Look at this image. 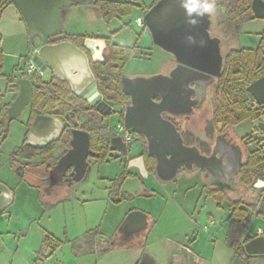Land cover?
<instances>
[{"label": "rangeland", "instance_id": "rangeland-1", "mask_svg": "<svg viewBox=\"0 0 264 264\" xmlns=\"http://www.w3.org/2000/svg\"><path fill=\"white\" fill-rule=\"evenodd\" d=\"M142 1L149 5L152 0ZM68 8L74 10L73 15L76 17L67 23L64 21L66 19H63L66 17L67 11L61 12L57 37H61L65 33L106 34L111 35L113 39L111 40L116 43L126 46L137 45L134 56L128 59L124 65V74L148 76L164 73L173 63L174 60L170 64H164L168 56L161 49L163 47L159 48L153 44L152 36H156L155 32L157 34L162 32L160 24L153 23L149 29H143L142 26L136 24V17H142L139 7H134L128 16L120 19L114 18L108 23L99 17L98 10L94 7L80 5ZM119 26L121 28L118 31L110 33L111 29ZM233 35L230 43L232 47L255 49L260 46L261 38L264 36V20L257 18L244 20ZM161 43L159 41V44ZM32 44L29 43L26 25L19 10L15 5H9L0 15V104L10 100L11 92L6 91L7 78L12 77L16 81L19 79L32 56ZM222 48L221 56L229 49L224 42ZM260 53L264 57V46L260 48ZM44 76L47 77V72L44 73ZM212 89L210 88V90ZM202 109L197 110L186 122L188 127L194 131V138L210 143L213 137L210 134L215 132L217 127H213L211 124V113L205 108ZM28 113L29 107H26L20 117L10 121L6 136L0 143V181L4 182L16 194L12 204L0 214V233L7 245L1 253L0 264H10L12 260L13 264H27L26 261L29 260L32 263L28 264H39L33 257H35V251L39 250L41 243L44 242L45 235L60 240L62 243L60 250L51 257H47L45 264H96L90 258L82 262L72 258L69 253L70 240L91 229L111 234L132 207H137L146 213L149 212L151 217L156 220L153 230L149 231L147 251L157 263L171 264L170 259L165 263L160 254L161 251L167 252L170 254L169 258H172V255L178 253L174 249L175 246L167 241L170 240L168 238L184 240L185 235L190 236L194 232H190L191 225L186 219L187 215L192 212L188 207L191 204L198 205L194 213L196 217L197 212H200L199 230H195L197 238L195 248L204 258L212 259V264H225L229 259L231 250L224 242V235L228 228L226 218L230 210V203L240 200L245 205H256L258 200L254 191L241 185L236 187L235 182L233 189L227 192V199L225 198L219 203L218 200L206 193L207 183L200 172L180 174L175 181L164 184L157 183L150 176L147 179V184L154 190V197H137L118 204L113 202L117 198V194L116 191H113L114 187L110 180L120 175L123 163L120 159L109 156L103 163L93 164L87 180L76 183L67 190L66 200L63 204L44 206L37 201L36 193H32L31 189L27 188L26 179L20 178L11 168L9 162L11 152L23 143L27 131ZM108 120L114 125L118 121V114H111ZM259 123L264 124V114L259 122L246 119L238 123L228 129V134L231 133L233 141L239 143L240 138L251 132L253 126L259 127ZM254 131L257 132L256 128ZM247 137L248 135L244 136L246 139ZM244 140L242 138V143ZM239 147L241 157L244 159L246 154L244 148L243 146ZM254 148L253 144L250 145V150ZM139 149L140 142L135 141L131 150L138 151ZM24 190L27 195H23ZM180 202H186L185 213L181 210ZM250 209V220H253L255 210ZM210 221H214L215 226L208 227L205 231L204 225L209 226ZM261 222V220L255 219L254 230L263 225ZM249 227H252L251 223ZM173 228H178V233H175ZM83 248L86 250L85 246ZM15 249H17V254L13 258L11 252ZM51 249L45 247V255H49ZM140 251L137 250L135 256L138 257ZM133 256L134 253L119 252L114 256L104 258L97 264H131ZM249 264H264V255L251 258Z\"/></svg>", "mask_w": 264, "mask_h": 264}, {"label": "water", "instance_id": "water-1", "mask_svg": "<svg viewBox=\"0 0 264 264\" xmlns=\"http://www.w3.org/2000/svg\"><path fill=\"white\" fill-rule=\"evenodd\" d=\"M19 10L28 34L29 42L36 38L45 40L56 34L60 29L61 10L73 4V0H11ZM251 9L254 17L264 20V0H252ZM156 37H158L156 35ZM159 39V38H158ZM106 46L103 38H86L83 48L92 55L94 62L102 61V50ZM98 54L100 58H96ZM33 61L44 70L50 67L53 75L69 84L71 91L84 97L96 108L103 106L104 113L113 107V103L106 101L96 90L95 77L90 68L89 58L84 50L71 42L64 40L55 44H43L35 50ZM215 81V76L182 62L175 63L166 73L153 75L121 76L122 92L129 97L123 112V124L131 132L140 133L145 137L146 150L154 157V175L161 183H168L176 179L178 173L185 169L204 170L210 185H216L213 165L223 163L224 157L220 152L228 151L232 158L229 182L234 187V178L241 163L240 151L230 142L217 140L210 154H203L195 145H185L175 126L162 117L166 112L174 116L192 115L199 109L207 95L208 86ZM18 92L7 108V123L20 116L24 108L30 103L32 82L28 78L18 80ZM247 93L255 102L264 104V75L250 83ZM195 95V96H193ZM158 98V100H155ZM114 108H119L115 106ZM52 126L58 135L62 130V121L58 117L37 115L26 136V143L34 147L43 146L56 138L47 139L42 145H36L34 137L44 126ZM263 129V126L260 125ZM114 137L111 143L118 144ZM81 140V141H80ZM82 142L79 148L78 143ZM72 149L63 154L57 161L54 170L67 168L71 160L80 154L81 166L79 175L84 174L83 181L88 179L90 167L86 161L89 136L87 132L73 131ZM79 148V150H78ZM78 150V151H77ZM135 160L138 164H134ZM136 166L144 170L142 158L129 161V166ZM78 179V178H77ZM264 181L258 180L255 188H262ZM120 191L138 196L142 192V185L137 177L123 181ZM13 201L12 191L0 182V213ZM148 214L139 209L128 211L120 224L119 230L126 228L130 233H139L147 227ZM248 254L264 255V238L256 237L245 244ZM138 264H159L149 256H143ZM232 264H247L241 258L235 257Z\"/></svg>", "mask_w": 264, "mask_h": 264}, {"label": "flooded vegetation", "instance_id": "flooded-vegetation-1", "mask_svg": "<svg viewBox=\"0 0 264 264\" xmlns=\"http://www.w3.org/2000/svg\"><path fill=\"white\" fill-rule=\"evenodd\" d=\"M73 1L74 2L72 5H69L67 7L62 8L61 12L64 10H69L68 7H72V6L74 7V6H80L81 5L80 3L79 4L75 3V2H78L80 0H73ZM141 26L143 27V22H142ZM143 29H146V28H143ZM110 33L112 34V32H110ZM56 34L46 38L45 40H39L38 38H36L32 44L33 50H36L39 46H41L43 44H55L57 42L67 40V39H63L64 35L61 37H57ZM65 34H69V33H65ZM73 35H86V37L83 38L81 41H77V40H74V41L67 40V41L78 46L79 48H81L82 50H84L86 52V54L89 58V64H90V62H94V61L92 60V55L83 48L84 40L86 38H103L105 40V38H107V37H109L111 39V37H110L111 35L110 36H108V35L107 36H101V35H88V34H82V33L73 34ZM105 43H106V40H105ZM115 44H117V43H115ZM118 45H120V44H118ZM133 45H131V46H133ZM122 46H125V45H122ZM230 48H238V47H232L231 46ZM106 52H107V44L102 50L103 60L105 58ZM140 54H142V52H140ZM95 57L100 58L101 56L96 54ZM177 62H182L184 64L190 65V66L195 67V68H200V70L208 72V73L213 74L215 76V81L211 85L208 86L207 95H206V98H205V100L203 102V106H202V108L204 107L206 110H208V112L211 113V118H212V113H213V110L215 108V99H214L215 98V85L217 82V78H218L219 74L221 73L222 65H221L220 71L218 73H214L213 71H211L210 69H207L205 67L195 66L193 64L184 62L181 59L180 60L177 59V60H174L173 63L168 66L167 70L164 73H166ZM90 68H91V66H90ZM43 71H44V73L47 72V77H45L44 73H43V76L41 78H37V79H40L41 82H49V81L53 80L54 78L58 79L53 75L50 67L46 66V68ZM94 77H95L96 90L100 93V91L98 90L97 80H96L95 74H94ZM20 78H26L24 72H22L19 79ZM18 80L17 81L15 80L16 83L18 82ZM69 88H70V86H69ZM210 88H213V89L210 90ZM121 89H122V86H121ZM15 96L13 95V98L9 102L0 104V111H2L3 107L6 108V120H7V108L10 105V103L12 102V100L15 98ZM76 96H78L81 100H83V105H82L83 110L76 111V112L70 111L69 113L65 114L64 116L47 115V114H42L39 112L36 113V115L34 116V118L32 120V123H33V121L37 115L58 117L61 119L62 124H63L62 130L57 135L54 127L44 125L41 128V130H39V133L36 134L34 137V142L36 143V145H42L47 139L56 138L55 136H57V138L55 140L48 142V143H45L43 146H36V147L33 146L36 150L41 151L42 154L35 155L32 159L29 160L30 162L35 164V166L32 169H30V168L26 169L21 164H16L14 166L11 165V168L14 170V172L20 178H22L24 180L26 179L25 181L28 184H33L36 187H38V189L41 193H43L47 196L54 194L57 197V199H56V201H54L53 204H63L65 202L64 198L67 196V190H69V188L72 187V185H74L76 183L84 182L83 181L84 174L79 175V173H78L80 170V166H81V157H80V154L78 155V153L70 161L71 165L69 167L61 168L59 170H54V167H55L58 159L63 154H65L67 151L72 149V143L71 142L73 140V131L77 130V131L88 133L89 146L87 149L86 161H87L88 166L90 167V170H91L93 164H99V162L96 161V158H95L96 152L91 148V145H90L91 144V133L89 130H90V128H94L95 132H94L93 137L99 138V137L103 136L102 128L104 126H106V133L111 136L110 144L112 146V150L110 151V156L117 158V159H120L121 163H123V167H122V171H121L120 175H118L114 179L110 180V181H112V183H111L112 187H114L113 191L114 192L116 191V194H117L116 195L117 198L115 199V201L113 200V202L119 204L122 201H131L132 199H135L137 197H146V198L147 197H154V195H153L154 190L151 189L149 187V185L147 184V179L151 176L157 183H160V184H164V183L159 182L154 175V166H155L154 157H153V161H154L153 164H150L148 162L149 154L147 153V150H146L145 137L140 133L131 132L127 129L132 135V140L129 143H125L121 135H116L113 133L115 126L118 123L123 122V112H124V108H125L126 104L129 101V97L126 95L128 97V100L126 101V103L124 105H121V104H117V103H114V102L106 99L102 95V97L106 101H110L113 103V107L108 111V113L105 114L104 113L105 109L103 108V106L96 108V105H91L87 101V99H85L84 97H81L79 95H76ZM193 96H195V95H193ZM155 100H158V98H156ZM252 104L256 105V102H252ZM115 106H119V108H114ZM26 107H29V113H30V103ZM201 109H195L194 113L192 115H180V116H174V115L168 114L166 112H163L162 117L169 120L175 126L176 130L180 133V135L183 139V143L185 145H195L198 147L200 152L203 154H210L211 151L213 150V147H214L215 143L217 142V140H223L225 142H230L239 151H240L239 146H241V147L243 146L245 153L248 150H250V145L252 146V144L255 145L257 143L258 139L261 140L262 142H264V124H261V123L258 124L259 127L253 126V129L251 132L243 135L240 138L241 140H239L241 143L240 142L237 143V142L233 141L232 134L231 133L228 134V132H229L228 129H231L232 127H226V128L219 127V128H217V130L215 132L210 134L211 136H213L210 143H208L204 140L200 141L199 138H194V131L188 127V123L186 121H188L190 116H193L197 112V110H201ZM29 113H28V118H29ZM114 113L118 114V121L114 125H112L109 122L108 118L111 114H114ZM263 114H264V107L262 109V115ZM262 115L260 116V118L255 119L253 121L259 122L261 120ZM121 116H122V119H121ZM28 118H27V121H28ZM247 120H251V119H247ZM6 123H7V121H6ZM9 123H7V124H9ZM260 125L263 126V129L260 128ZM30 127H31V125L30 126L27 125V131L25 133V137H24L22 144L26 143V136L28 134ZM254 128H256L257 132L254 131ZM246 135H248L249 138L248 137H247V139L244 138V136H246ZM114 137H118L115 140V142L118 144V146L111 143V140ZM242 138H243V140L246 139L243 141V143H242ZM80 141H79L78 146H77L79 148L82 146V142H80ZM135 141L140 142V149L138 151H132L131 150L132 145ZM79 148H78V150H79ZM227 152L228 151L223 150L219 153L220 156L222 155L224 157L223 163L215 162L213 165L214 180L217 182L216 185H210L208 183L209 177L206 176L204 170L194 169L191 172H187L185 169H183L181 172L178 173V175L184 174V173L194 174L195 172H200L203 174V177L206 180L207 187H212V188L214 187V188L221 189L225 192V195L227 196V192L230 191L231 189H233V187L231 188V182H229V173L231 172V166L233 164H232L231 155ZM138 158H142V160H143L144 170H142V171L134 165L129 166L130 160H134V159H138ZM242 158L243 157H241V162H242V160H244ZM91 160H92V162H91ZM9 162H10V156H9ZM20 162L24 163V162H26V160H23ZM10 164H11V162H10ZM134 164H138V161L135 160ZM134 177H137L141 182V185H142L141 194L138 196H133L130 193H122L120 191V188H121L123 181L127 178H134ZM177 177H176V179H177ZM176 179H174L173 181H175ZM173 181H171V182H173ZM0 182H2V181H0ZM235 182H236V187H238V185H241L242 187H244L242 185V183L239 181L237 174L234 178V184H235ZM2 183H4V182H2ZM168 183H170V182H168ZM244 188H246V187H244ZM9 189L12 191L11 188H9ZM62 191H63V193H62ZM12 195H13V191H12ZM226 199H227V197H226ZM180 205L182 206L181 210L185 213V208L187 207L186 202L185 203L180 202ZM188 207H189V209H191L192 212L187 215L186 219L188 220L189 224L191 225L190 232H193V231L194 232L190 236L185 235L184 240H177V238L176 239L168 238L170 240H167V241L172 243L176 247V248L174 247L175 250H177L181 254H185L183 264H212V259L208 260V259L204 258L203 256H201V253L194 246L196 243V239H197L195 237V232L197 230H199L198 229L199 228L198 221H199L200 212L199 211L197 212V217H196V214L194 215L195 211L197 210L198 205L197 204H194V205L191 204V205H188ZM133 209H139V208L132 207L130 210H133ZM229 209H230V206H229ZM139 210H141V209H139ZM4 211H2L0 214H2ZM229 213H230V211H228V215L226 218V220L228 221V228H227V231L224 235V242H225L226 246H228L229 249L231 250V255H230L229 259H227L225 264H232V261L235 257L241 258L244 261H246L247 264H249V261L251 260V258L256 257V256H263V255H258V254H248V253H246L245 248H244L245 244L249 240L256 238V237H263L264 238V225L260 226L262 228V231L260 233H256V230H254V227H253V222H255V219H259V218L257 216H254L253 217L254 219L250 220L252 227L248 226V229H247V233H250V236H251L250 239H248V240L245 239V234L239 238H236V237L234 238L232 231L230 229ZM147 214H148L147 227H146V229L141 230L137 234L136 233H130L129 230L126 228L119 230L120 224L123 221L125 216L123 217V219H121L118 226L114 229V231L111 234L110 233L107 234L105 232L104 233L100 232L97 229H91V230L85 231L84 233L79 234L74 239L70 240L69 253H70L71 257L74 258L75 260H79L81 262L87 258H90L91 260H94L93 263H96V264L103 261L104 258H106L108 256H114L119 252L132 253V254L134 253L131 264H138L139 261L141 260V258L143 256H146V255L153 259V257L147 251V248L149 245V243H148V239L150 236L149 231H151V229L156 224V220L151 217L149 212ZM182 215H183V213H182ZM208 225L209 226L204 225L205 231L208 229V227L210 228L212 226H215V222L210 221V223ZM176 229H177V231L179 230L178 228H176ZM233 239H235V241H236V245L234 248L229 245V241H231ZM61 244H62L61 241L57 240L56 243H54V247L50 250L51 252L49 255H47V257H51L52 255L57 253L58 250H60V248H61ZM6 246L7 245H5L4 238L1 236V233H0V256H1V253H3V250L5 249L4 247H6ZM84 246L86 247V250H83ZM15 250H17V249H15ZM137 250H141L138 257L135 256V253ZM168 255H170V254L169 253L167 254V252L161 251V254H160L161 259H163V261H165V263L167 261H169V259H170L171 264H173V259L169 258ZM193 256H195L197 258V260L199 259V261H196L193 258ZM154 262H156V261L154 260Z\"/></svg>", "mask_w": 264, "mask_h": 264}, {"label": "trees", "instance_id": "trees-1", "mask_svg": "<svg viewBox=\"0 0 264 264\" xmlns=\"http://www.w3.org/2000/svg\"><path fill=\"white\" fill-rule=\"evenodd\" d=\"M156 1V0H154ZM252 0H217V8L221 11L223 21L238 26L242 21L253 19L254 14L251 9ZM76 4L87 5L98 10V15L105 22L118 17L128 16L134 7H143L141 0H80ZM9 5H13L11 0H0V15ZM233 34L237 31L232 30ZM114 32H112L113 34ZM86 35L65 34L63 39L81 41ZM107 52L103 61L90 62L91 69L96 76L97 86L100 93L106 99L124 105L128 97L121 89V76L123 68L128 59L134 56L137 45L122 46L115 44L109 37L105 38ZM31 43V42H29ZM32 44V43H31ZM264 46V36L261 38L260 46L251 49L246 47L229 48L223 55L221 73L215 85V108L212 113L211 124L214 127H233L238 123L251 119L255 120L262 115L263 104L253 105L254 98L247 93V86L264 75V57L260 53V48ZM1 68V64H0ZM1 73V72H0ZM32 94L30 101V113L27 125L30 126L36 113L47 115L64 116L70 111L83 110V100L73 94L67 82L53 79L49 82H41L36 77H31ZM8 86L6 91L14 96L18 92V84L12 77L7 78ZM122 119V116H121ZM0 143L5 138L8 131L6 123V108L0 111ZM91 148L96 152V161L104 162L109 156L112 146L111 136L106 133V126L102 128L103 136L96 138L94 128H90ZM262 143V144H261ZM253 150H248L244 160L240 163L237 177L242 185L257 194V204L245 205L242 201H232L230 204V229L233 237L239 238L245 234V239H250L247 229L250 223V208H253L254 215L263 222L264 225V187L255 188L257 180L264 181V142L258 140ZM42 154L29 144H22L16 147L10 154L11 165L21 164L26 169H32L35 164L30 162L35 155ZM26 160V162L20 161ZM148 162L153 164V157L148 156ZM206 193L214 197L218 202L225 198V192L218 188L207 187ZM44 206H49L44 203ZM50 207V206H49ZM261 222V223H262ZM56 239L45 235L44 245L53 248ZM231 247H235V239L229 241Z\"/></svg>", "mask_w": 264, "mask_h": 264}, {"label": "crops", "instance_id": "crops-1", "mask_svg": "<svg viewBox=\"0 0 264 264\" xmlns=\"http://www.w3.org/2000/svg\"><path fill=\"white\" fill-rule=\"evenodd\" d=\"M139 8L141 9L142 17L137 16L136 18L140 17L142 19L143 28L149 29L150 25L153 23L155 25L160 24L162 32L159 34L155 32V35L158 37L153 35L152 41L155 46L159 48L163 47L161 49H163L168 56V59L165 60L164 64H170L172 60L181 59L184 62L210 69L214 73H218L220 71L223 63V56H221L223 54L222 44L224 42L227 47L230 48L232 46L230 43L232 42V38L234 36L232 30L236 29L237 31V28L239 27V25L234 26L232 24H226V22L223 21V16L220 10H218L215 14L206 15L201 18L199 23L193 27L187 23V17L185 16L184 9L180 5V0H152L151 4L148 5L143 3V7ZM66 11V17H63V19H66L64 21L67 23L69 21H73L76 17V15H73L74 10L69 9ZM118 18L120 19L122 17ZM120 26L118 28L111 29V32L118 31L121 28ZM101 36L107 35L102 34ZM189 36L194 37L193 42L188 40ZM110 37L112 39V36ZM159 41L162 43L159 44ZM13 95L14 94L11 93L10 100L13 98ZM27 188L31 189L32 193H36L35 195L37 197V201L41 202L43 205L45 203L49 206H53L54 201L57 199L54 194L47 196L41 193L38 187L33 184H27ZM26 193V190H24L23 195H27ZM15 198L16 194L13 192V201ZM64 199L66 200V197ZM174 229L175 228H173V231L178 233L176 232L177 229ZM44 248L45 246L42 242L40 249L35 251V257L32 255L33 259L35 258L34 260H37L39 264H45V260H47ZM177 253L178 254L172 255L173 264H183L185 254H181L178 251ZM16 254L17 250L11 252L13 258ZM193 258L196 261H199V259L197 260L195 256H193ZM26 262L27 264L32 263L30 260ZM10 264H13V260Z\"/></svg>", "mask_w": 264, "mask_h": 264}, {"label": "clouds", "instance_id": "clouds-1", "mask_svg": "<svg viewBox=\"0 0 264 264\" xmlns=\"http://www.w3.org/2000/svg\"><path fill=\"white\" fill-rule=\"evenodd\" d=\"M180 5L185 11L187 23L193 27L201 18L218 11L217 0H180ZM188 40L193 42L194 37L189 36Z\"/></svg>", "mask_w": 264, "mask_h": 264}, {"label": "built area", "instance_id": "built-area-1", "mask_svg": "<svg viewBox=\"0 0 264 264\" xmlns=\"http://www.w3.org/2000/svg\"><path fill=\"white\" fill-rule=\"evenodd\" d=\"M135 21L138 26L142 25V19L140 17L136 18ZM34 55H35V50H32V56L31 58H29L27 65L25 66V69L23 71L26 78L28 79H30L31 77L41 78L44 73V71L41 70V68L33 61ZM113 133L116 135H121L125 143H129L132 140V135L124 126L123 122H120L115 126ZM261 231H262L261 227H258L256 229V233H260Z\"/></svg>", "mask_w": 264, "mask_h": 264}]
</instances>
